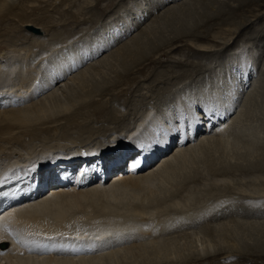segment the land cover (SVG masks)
Segmentation results:
<instances>
[{
    "label": "bare ground",
    "instance_id": "obj_1",
    "mask_svg": "<svg viewBox=\"0 0 264 264\" xmlns=\"http://www.w3.org/2000/svg\"><path fill=\"white\" fill-rule=\"evenodd\" d=\"M177 1L178 0L172 1V3ZM28 2L30 1L28 0ZM15 3L16 2L14 0H0V20L4 21L6 19L5 21H9L11 18H18L20 21L18 23L20 24L22 22L24 24L22 25L24 28L20 25L22 28L21 32L27 31V27L33 26L34 28L42 27L41 29L44 31L45 36L49 34V31H55L56 33V30H58L57 28L55 29L54 26L44 24L46 18L41 17L43 12H41L42 15L38 16V18H32L33 14H28L25 10L18 12V9L15 8ZM156 3L153 2L151 4H147L148 6L146 9L148 12H146V10H144L145 12L142 10V12H139L140 14L137 17H134V20L130 22L127 19L128 14L123 16L122 18L125 19L123 24L125 25H123L124 27L120 29L121 31L118 29L117 33L109 31L107 35L105 31L106 34H101L103 36L101 39L97 38L94 40L93 38L90 40H83L81 44H79L78 41L75 46H73L72 43L67 45L65 42L62 44L63 47L61 49L59 48V51L57 52H51L54 51V47L52 45L56 44V42L54 43L53 40L47 42V38L43 39L44 37H39L38 35L35 36L37 33L31 30L29 31L34 33V35L29 32L27 34H22V38H25L23 35H28L30 36L29 39L33 40V43L30 42L31 44L27 45L29 47L22 45L25 44L24 42H26V39H23L24 42H20L22 38H19V42L21 43L19 44L17 39H14L16 37L9 35V37L7 36L8 39L5 40L8 43L3 44V46L0 44V151L5 148V145L7 144H11L14 147L20 146L18 147L19 151H15V153L17 152L19 154H13L9 156V158H5L6 160L0 157V160H4L6 163L5 165H2L3 167L5 166V170L12 168L4 175L2 172H5V170H0V175L2 174L0 177V188L6 190L9 188V192L6 195H0V199H2L0 201V264H185L187 260L190 261L189 259H186L185 255L183 256L178 253L181 258H177V260L170 257L173 254H177V246L175 245V241H172V236L175 232L177 233L184 229L185 233L186 229L190 228L199 230L198 228L204 227L207 224V221L213 223V225L216 223L217 226L209 229L207 228V230L204 229L205 235L210 242H213L214 244L210 243L206 246V248L200 252V257L214 255L213 253H216L218 250L222 251V249H226L222 252L227 255H243L242 249L244 247L241 246L249 241L246 239V241L243 240V236L240 234V231H242L241 229L260 227L257 225L258 221H250L245 218L243 219V216L240 215L242 214L240 212L242 210L239 211V209L232 206L234 197L231 198L232 200L227 199L226 201L228 202L223 203V205L227 203H230L231 205L223 206L221 204L223 200L221 203L217 201L216 204L215 201H210V204L213 203L214 205L208 204V206H206L207 203L203 202L206 207L203 206L201 208V205H199L200 208L198 209V206L194 204V207L196 206L197 210L193 209L195 210L193 211L191 209L189 211H185L187 209L185 207L187 204L183 203L185 204V206H183L186 208H184L185 210H183L181 206L177 207V205L176 208H174L173 212L174 214L178 213L177 215L170 212L171 208H167V210H169L174 217H171V214L168 212H166L168 213L166 214L167 216L164 214L165 216L162 218L160 217V214L158 219L153 216L160 208H163V206L159 205L162 199L164 201V199L168 196L178 193L182 189V186L185 187L186 184L196 182L195 180L199 174V171L197 172L199 164L201 165V163H203L208 166L210 171L214 172V174L218 177L217 178L214 175L216 180L223 181L224 179H227V177H230L231 175L226 177V174H222L223 172H220L221 169H216L218 168L216 166L218 161L223 158L221 156L222 152L226 154L234 149L233 151L238 150V154L240 155L243 153V156H253V158L248 159V162L245 163L246 165L254 166L261 162V159H256L257 156L255 157V155H257L259 144H261V140L263 139L256 134L255 136L251 135V138H245L240 129H236L234 132L233 130L231 131L232 125H236L240 119V114L237 116L235 115L236 117L233 118L232 114L235 113L237 106L239 105L241 96L239 88L242 84V78L240 81H236V85H234V87H231L232 84L230 83H222L220 85L218 82L211 88L208 86L209 88L206 87L202 90L197 88L194 90L195 92L189 91L176 100L178 103L176 106L174 105L177 109L176 112L173 108H165L156 112L154 116L159 119L161 118V122L164 124L166 130H164L166 135H162L164 132L162 133L159 128V133H162V141H157V143L150 141L154 138V133L158 132L155 130L153 131V129L151 130V127L155 124L150 123L148 124V128H150V131H148L149 133L145 132V134L138 140L139 142H123L120 147L123 148L125 146L131 150L142 147L145 153L144 156L138 154L136 160L128 163L129 167L124 169L120 167L112 169L110 167L111 163L115 165L125 158V155L122 152L116 156L113 155L109 160L111 163L107 160V157L109 156L106 153H100L99 158H95V156L81 157L77 154L78 158L82 159L77 161V177L71 178V180L63 182L64 184L61 185L56 183L60 182L62 177L70 178L69 175L71 173V166L66 164V160H64L65 163L61 162V159H63L62 157H75L74 154L76 153V150L74 151V149H71L70 145L80 143L83 147L79 149L87 147L84 144L85 141H81V139H79L82 137L78 136L75 138L72 133L65 130V124L70 125L71 123V125H74L78 123L79 125V122H77L79 118L77 116L82 109L87 111L93 108V110L100 111L103 108L102 104L90 103L93 94L104 85L103 83L98 84L97 81L95 82L90 79V77L86 74L88 69L87 67L96 65L99 57L104 55L108 56L110 54H108V48H113L114 45L111 46L113 43H116L117 45V43L123 40V38H127L128 35L131 34L132 29L137 27L139 23L143 22L144 24L145 21L147 22V18L155 11H158L157 7L159 6L157 5L159 4ZM169 3H171L170 0ZM154 7L156 8L154 9ZM170 7L172 8L171 5ZM138 9L140 8L138 7ZM45 11L49 12V10L46 9ZM164 12H166V10ZM162 20L166 22L165 18ZM20 26L18 28H20ZM105 27L109 28L108 25H105ZM8 28L10 31H14L17 26H11ZM120 33L123 34L120 36ZM54 35L55 34H53V36ZM182 35H184V33H182ZM1 36H4L2 32H0V37ZM136 37L133 38V40H135ZM102 42H104L108 48L107 51H104V53L101 54L100 52L103 49L101 51L98 50L103 47L101 46L103 45ZM106 46L104 47L105 49ZM56 47L58 50V46ZM34 48H40L39 50L41 51L37 54V58L40 57L41 59H38L40 62L36 64L37 66L33 65V61H35L33 51ZM48 53H50V55L46 56ZM98 54H100L99 57H96ZM250 54L251 53H248V55ZM252 55L254 54L252 53ZM117 56L124 58V62L126 63L130 62L127 60L129 58L131 60L135 58H145L142 47H134V44L132 46V44L130 45L128 42H126L123 46L118 47ZM256 57L257 56H255V59ZM101 59L105 60L104 58ZM87 60L90 61L86 62ZM94 60L96 61L93 62ZM83 63L86 64L84 65ZM255 64L256 62L253 61V65ZM75 67L77 68L74 69ZM72 69L74 70L72 71ZM74 71H79V73H81L80 78L78 77L79 79L77 80L81 82L82 87H79L80 91H77L76 89V91L72 90L78 95L76 96V99L69 98V102H65L64 100L62 101L60 100L61 96L59 94V88L57 87V90H55V86L57 85L54 86L53 79H57L59 76H61V78L68 75L72 76L74 75ZM49 73H51L50 76ZM17 77L20 78L15 79ZM92 82H94V86L90 88L89 86ZM72 85L74 87L73 83ZM77 87L78 86H76V88ZM38 94L40 95L36 97ZM226 94L227 96L233 94L231 96L233 100H230V97H228L227 100H222L225 98L224 95ZM68 95L70 94L67 93V97H69ZM200 96L202 98L207 96L210 103H205L203 99L201 101V98L199 99ZM56 100H60V103H56ZM194 101H197V104ZM211 102H216V105ZM217 105L220 107L219 109L217 108ZM195 106L197 108L200 107L204 111L208 110L211 115V123H207L209 121L205 120L204 125L209 124L208 127L210 128L200 126V122L202 120L199 119V116L202 118L206 117V115L204 114L202 116L199 113L198 116V109L195 108ZM168 110L170 112H168ZM93 112L95 113V111ZM220 112H224V118L222 119L220 118ZM94 113L91 115H94ZM91 115H87L88 117H86L85 120H88L87 118H90ZM112 115L116 116L115 114ZM167 115H170V118L166 121L165 117H167ZM113 116H109L110 120L116 119ZM193 117L196 118L193 119ZM231 118L233 120L229 122ZM63 122H65V124ZM169 122L173 124V126H171ZM189 122H191L190 125H184ZM49 123H54L55 125H51L50 128L48 127L42 129L44 124L47 126ZM61 123H63V126ZM175 126L178 127L175 128ZM185 126H188V129L185 128ZM87 130L88 129H86V131ZM51 131H58L56 139L60 133L61 136L58 141L59 143L63 144V141H65L70 144H63L64 146L61 147H65L64 149L55 145L50 146L48 143L53 141L52 139L55 138L52 137V139H50V136L53 135V132ZM81 132L83 133V131ZM242 138H245V141H242ZM95 140L97 141L96 138H94L93 141ZM146 140L149 142L144 143ZM36 142L39 144L35 145L34 143ZM152 142L154 145H152ZM242 142H244V144ZM41 146L46 148V151L51 148L50 150L53 151L48 152L52 154V156L46 155L41 159H39V157L31 159L32 156L28 155L27 151L31 150L34 154V152ZM94 146L96 145L94 144ZM148 146L151 147L149 148ZM107 147L111 146L108 144ZM169 147H172V151L170 152L167 150ZM164 148H167L165 151L166 153H159L161 155L157 160L159 163L161 162V164H159L160 166L158 168L154 169V166H152V152H155L158 155V150ZM107 149L109 148H106V150ZM20 150H25V152L21 153ZM261 150L264 151V149ZM161 152L164 151L161 150ZM82 153L84 154L85 152L83 151ZM146 153H149V156ZM231 157L233 156L231 155ZM243 159L246 160L244 157L242 160ZM226 161L221 160V164H223V166L225 165V167L227 165ZM147 164H151V166ZM228 164L229 166L234 165V168H241L243 165L231 162H228ZM88 166L90 172L87 174L85 169ZM229 166L228 168H230ZM15 167H17V169H15ZM114 171H117V173L112 177L114 181L112 180L113 182L110 185H107L109 182V176ZM217 172H220L221 174H217ZM43 174H45V176L39 182H37L36 179H33L37 177L39 178ZM252 175L254 176V173ZM12 178L13 180L15 179L20 182V185L17 188H10L8 185L9 182H12L8 179ZM91 179L94 184L89 182ZM233 179L234 178H232V180ZM253 179V183H256L257 180H255V178ZM46 181L51 184L48 194L40 193V195L38 194L35 196L33 192H35L37 187L38 189H41L42 185ZM212 181L215 180L213 179ZM227 183L230 182L227 181ZM219 185L220 186H215L214 184V187H223L225 184ZM189 187V185L186 186V188ZM200 187L203 188L202 186ZM192 188L194 189V186ZM50 189L51 192L49 193ZM255 190H252V192ZM190 192L193 193L194 191H191L190 189ZM238 193L239 192L236 191L235 194ZM241 193L242 192L240 191V195ZM189 196H191V194ZM13 197L14 199L12 200ZM253 197L256 198L253 199L256 200L257 205H251L252 208L262 207V204H264V195H256ZM190 199L194 200V197ZM7 200H12V205H8V207L4 208V206H1L2 202ZM176 200L178 201L177 194L172 201L175 202ZM181 200L182 199H180V201ZM257 201L262 204L257 203ZM177 208H180V210ZM135 213L142 215L141 219L143 221H141V219L136 221V218L133 217V214L135 215ZM122 216L123 219L120 218ZM255 217L257 216L255 215ZM120 219L122 221H120ZM106 220L109 224H104L102 222ZM72 221H75L74 224L69 225ZM242 221H245V223ZM224 223H227L228 225ZM248 223L250 225L246 227ZM180 234L182 233L180 232ZM229 235L233 239V244L230 245L231 247H227L225 244V242H228L226 238L230 237ZM190 238L191 237L186 238L189 239L187 241L188 243L192 239ZM252 242L258 248L259 246L262 248L261 244L264 243L262 239L257 240V242ZM1 243L5 245L1 246ZM257 244L259 245L257 246ZM254 245L252 247L249 246V248H256ZM216 248L218 250H216ZM250 251L248 253H251ZM169 254H171L169 256L170 258H166ZM188 255L189 254L186 255L187 258ZM173 256L175 257V255Z\"/></svg>",
    "mask_w": 264,
    "mask_h": 264
},
{
    "label": "rangeland",
    "instance_id": "obj_2",
    "mask_svg": "<svg viewBox=\"0 0 264 264\" xmlns=\"http://www.w3.org/2000/svg\"><path fill=\"white\" fill-rule=\"evenodd\" d=\"M14 1L16 2L15 8L18 9V12H20L21 10H25L28 14H33L32 18H38V16L42 15L41 12H43V15L41 17L46 18L44 24L45 25L49 24V26H54L55 29L56 28L58 29L56 30V33L55 31H49V34L45 36L44 31H42L41 29L42 27H39L40 30L42 31L41 34H35V36L38 35L39 37H44L43 39L49 38L48 40L46 39L47 42L51 40H53L54 43L56 42V44L52 45L54 47L53 49L54 51L51 52L59 51V48L61 49L63 47L62 44L65 42L67 45L69 43H72L73 46H75L78 41H79L78 43L81 44L83 40H90L93 38L94 40L97 38L101 39L103 37L101 34L104 33L103 35H105L107 33L108 35L109 31L117 33L118 29L119 30L122 29V27H124L123 25H125L123 24L124 23L123 21H125V19L122 18L123 16L128 14L127 19L130 22L134 20V17H137L140 14L139 12H142V10L143 11L146 10V12H148L146 9L148 6L147 4H151L153 2L155 3L157 2L159 4L157 5L159 6L157 7L158 11H155L151 16H149L147 18V22L145 21L144 24L143 22L140 21L141 23H139L137 27L132 29V32L134 34L131 32V34H129L127 38H123V40L117 43L118 46L116 45V43H113L111 45V46L114 45L113 48H108L105 45V43L102 42L103 45L101 46L103 47L100 48L98 51H101L103 49L100 52L102 54L104 53V51H107L108 48L109 50L108 54L109 53L110 54L108 56L104 55L102 57H99L100 54L96 55V57H99V60L97 58L98 60L97 64L87 67L88 69L86 71L87 72L86 74L90 77V79L95 82L97 81L98 84L103 83L104 85L100 87L101 89H98V91L93 94L90 102L91 104L92 103L102 104L103 111L102 109L100 111H97V110H93L92 108L87 110L88 111L87 112L85 109H82L79 112V114L77 112L78 114L77 117L79 118L77 122H79V125L78 123L74 125H71L70 123L69 125L63 122L66 125L64 127L65 130L72 133L75 136V138H77L78 136L82 137L79 139H81V141L82 140L85 141L84 144L85 146H87L84 147V149H79L83 147L81 146L80 143H75L70 145L71 149H74V151L76 150L75 151L76 153L74 154L75 157L77 156V154H79L78 156L81 157L94 155L95 158H99L100 153L108 154L110 151L116 152L117 147H120L123 142L126 143L139 142L138 140L145 134V132L149 133L148 131H150V128H148V124L150 123L155 124L153 126L150 125L152 126L151 130L153 129V131L154 130L158 131V129L160 128V131L164 133L162 134L161 132L159 133L158 131L157 133H154L155 139L153 138L152 140L150 139L148 140L156 143L157 141H162L163 138L161 136L166 133L165 132L166 130L164 124L161 122V118L159 119L156 116H154L156 112L163 110L165 108H173V110L176 112L177 109L175 108V106L178 104L176 100H178L180 96H183L185 93H188L189 91L195 92L194 90H196L197 88H200L202 90L208 86L211 88L214 85H216L218 82L220 83V85L222 83H226V84L230 83L232 84L231 87H234V85H236V81L238 80L240 81L242 78V84L240 85L241 87L239 88L241 94L239 105L237 106V110L235 111V113L232 114L233 115L232 118L240 114V119L238 120L236 125H232L231 131L233 130L234 132V130L240 129L245 138L246 137L251 138V135L255 136L256 134L263 139L261 140V144H259V150H257V155L254 154L255 157L257 156L256 159H261V162L254 166L246 165L245 163L248 162V159L253 158V156L251 157L243 156V153L240 155L238 154V150L233 151L234 149L226 154L222 152L221 156L223 158L221 160L224 161L227 160L226 161L227 165L226 167L225 165L223 166V164H221V160H219L216 165L218 168L216 169L219 170L221 169L220 172L221 173L223 172L222 174H226V177L231 175L230 177H227V179H224L223 181L216 180L215 179L217 177L216 174L210 171L208 166H206L203 163H201V165L199 164V168H197V172L199 171V174L197 175V179L195 180L196 182H191L193 184L189 182L191 185L186 184V186L187 185L190 186L189 188H186V186L185 187L182 186V189L178 193H176L178 201L177 200L175 202L172 201L173 198L176 197V194L172 196H168L167 198L164 199V201L162 199L159 205L163 206V208H160L153 216L156 217V219H158L159 214L161 215L160 216L161 218L170 212L174 214L173 211L174 208H176V205L177 207L181 206L183 210L187 208L188 210L186 209L185 211H189L191 209L197 210L196 206H198L197 207L198 209L200 207L202 208L203 206H205L204 203H207L206 206H208V204L214 205L213 203L210 204V201L211 202L215 201L216 204L217 201L221 203L223 200V202L221 203L223 205V203L228 202L226 201L227 199L232 200L231 198L234 197L232 206H234V208L236 209H239V211L242 210L240 211L242 213L240 215L243 216V219L245 218L246 220H250V221H258L257 225L260 226L259 228H250V229L243 228L244 231L243 229H241L243 232L240 231V234L243 236V240L249 241L246 242V244L244 243L243 246L240 245L241 247H244L243 249L241 248L243 255L241 254L227 255L222 252L223 250L226 249H222L221 251L216 248V250L218 251H216V253H213L214 255L208 257L207 256L200 257L201 255L200 252H202V250L205 249L206 246H208L210 243L211 244L213 243L210 242V240L205 235V230H207V228L209 229L217 226L216 223H214L213 225V223L207 221L206 225L204 223L205 226L201 224L204 227H199L198 228L199 230L190 228V229H186L184 233V229H183L182 231H180L182 234H180V232L177 233L175 232L174 235L172 234L173 235L172 241H175V245L177 246V254H173L175 255V257L169 254L167 255L166 258H168L171 255L170 256L171 258L177 260V258L178 259L181 258L179 257V255L181 254L183 256L185 255L186 259L190 260V261L187 260L185 264H264V249H262L264 248V243L261 244L262 248H260V246L258 248L252 242V241L257 242V240L260 239L264 241V235H263L264 234V204L257 201V203L262 204L263 206L256 208H252L251 206L256 204V200L253 199L255 197L253 196L264 195V172H263L264 155H259V154H264V151L261 150L264 149L262 148L264 147V0H178L177 2L174 3H172V1H176V0H170L171 3H169V0H161V1L160 0H32V1L29 0L30 2H28V0H14ZM170 5L172 6V8L170 7ZM138 7L140 9H138ZM155 8L156 7H154V9ZM45 9L49 10V12L48 11L46 12ZM165 10L166 12H164ZM164 18L166 22L162 20ZM5 20L4 21L0 20V32L4 34L3 37L2 36L0 37V44L2 46L3 44L8 43L5 40H7L9 36L16 37L14 39H17V42L19 44H21L20 42H24L23 39H26L25 40L26 42H24L25 44H22L24 46L26 45V47H29L27 45L33 43V40L29 39L30 36L28 35H23V37L25 36V38H22V34L25 33L27 34L28 32L34 35V33L29 31L30 30L29 27H27L28 29L27 31L21 32L22 29L21 26L24 24L22 22L19 24L18 22L20 21L18 20V18L16 19L11 18V20L9 21H5ZM114 23H116L117 25ZM105 25H108L109 28L105 27ZM11 26H15V27L17 26V28L14 31H10L8 27ZM19 26L20 28H18ZM182 33H184V35H182ZM53 34L55 35L53 36ZM122 34L123 33H120V36ZM135 37L136 39L133 40V38ZM19 38H22L21 41ZM124 42L125 43L128 42L130 45L132 44V46L134 44V47L137 48L142 47L145 58H141V59L135 58L132 60L129 58L127 60L130 62L128 63L124 62V58H120L119 56H117V49L118 47L123 46L125 44ZM104 45L106 46V49L104 48L105 47ZM56 46H58V50ZM43 48H47V47H43ZM34 49L38 51L36 52ZM34 49L33 51H34L35 61H33V65L37 66L36 64H38L40 62L39 60H41L40 57L37 58V54H39V52L41 51L39 50L40 48H34ZM50 53H48V55L46 56H49ZM248 53L251 54L248 55ZM252 53L254 55H252ZM255 56H257L256 59L258 58L257 61L255 59ZM101 58H104L105 60ZM89 61L90 60H87L86 62ZM95 61L96 60H94L93 62ZM253 61L256 62L255 65H253ZM95 66L98 68H96ZM76 68L77 67H75L74 69ZM74 69H72V71ZM51 73H49V76L51 75ZM78 73L79 71L78 72L74 71L73 73L74 75L72 76L74 77L76 76L75 78L72 77L71 75H68L69 77L65 76L61 78V76H59L57 79H53L54 86L57 85L55 86V90H57L56 89L57 87L59 88V94L61 96L60 97L61 99L59 98L60 100L69 102V98L76 99V96L78 95L73 91L76 90L80 91L79 89L82 87L81 82L77 80L81 76V73L79 74ZM19 78L20 77H17L15 79H19ZM72 83L74 84V87ZM75 85L78 87L76 88ZM93 86H94V82L90 83L89 87L91 88ZM66 92L70 94L68 95L69 97H67ZM39 95L40 94L36 95V97ZM232 95L227 96L226 94L224 95L225 98L222 100L225 99L227 100L228 97L231 98V99L229 98L230 100H233V98L231 97ZM199 99L201 101L203 99L205 103H210L207 96L203 98L200 96ZM60 100L59 101L56 100V103H60ZM194 102H196L197 104V101ZM213 104L216 105V102ZM54 105L56 106L55 103ZM195 108L197 107L195 106ZM217 108L219 109L220 107L218 106ZM197 109H198L197 115L200 113L203 116L204 114L207 113L209 116L207 118L206 117L201 118L198 115L199 119L202 120L200 122L201 124L200 126L205 128L206 127L210 128L208 127L209 124L204 125L205 120L209 121L207 123H211L210 122L211 115L208 112V110L204 111L200 107H198ZM93 111H95V113ZM168 112L170 111L168 110ZM93 113L94 115H91ZM112 114H115L116 116H113ZM220 114L223 116L224 112L222 113L220 112ZM87 115L88 116L91 115V117L87 118L88 120H85V118L88 117ZM110 115L115 117L116 119L112 118L113 120H110L109 118ZM221 115L220 118L221 119L224 118V116L222 117ZM169 118L170 115H167V117H165L166 121ZM232 118L229 122L233 120ZM63 123H61L62 126ZM169 124L171 123L169 122ZM190 124L191 122L184 125H190ZM51 125H55V124L49 123L47 124V126L44 124L42 129L48 127L50 128ZM171 126H173V124H171ZM176 127L178 126H175V128ZM185 128L188 129V126H185ZM86 129H88L89 131L88 130L86 131ZM81 131H83V133ZM57 133L58 131L53 132V135L50 136V139H52V137L55 138H53L52 139L53 141H51L48 144H50V146L55 145L57 147L62 148L61 146H64L63 144H65L66 142L63 141L64 142L63 144L59 143L58 141L60 140L59 138L61 135L59 133V136L56 139ZM94 138H96L97 141L96 140L93 141ZM245 138H242L241 140L245 141ZM146 142L149 141L146 140L144 143ZM153 142L152 145H154ZM242 143L244 144V142ZM34 144L36 145L39 143L36 142ZM66 144H70V143H66ZM94 144L96 146H94ZM108 144L111 147H107ZM5 146L6 147L0 151V157L2 159L9 158V156L13 154H19L17 152L15 153V151H19L18 147L20 146L14 147L11 144L10 145L7 144ZM41 147H39L38 150L34 152V154L32 153L31 150H28L27 154L32 156L31 159L36 157L37 158L39 157V159H41L44 158L46 155L52 156V154L48 152L51 151L50 150L51 148H49L48 151H46L47 150L46 148H43V146ZM64 148L65 147H63L62 149ZM106 148L109 149L106 150ZM123 149L131 150L129 148H126L125 146L123 147ZM167 150L168 152L172 151V147H169ZM81 151L82 152L84 151L85 153L83 154ZM22 152L24 153L25 150L21 151V153ZM130 152L137 154V151L131 150ZM142 152L144 151L142 150ZM146 154L149 156V153ZM231 155L233 157H231ZM243 157L246 158V160L244 159L242 160ZM228 162L240 163L243 164L244 166L242 165L241 168H234V165L229 166ZM5 164L6 163L4 160H0V170L3 171L5 170V166L4 167L2 166ZM76 164L77 161L73 163V166ZM159 164H161V162L159 163V161H155L154 163H152V166H154V169H156L160 166ZM126 165L127 167H129L128 162ZM126 165H124L122 168L123 169L126 168ZM228 166L232 168L230 169L228 168ZM10 169L5 170V172H2V174L4 175ZM15 169H17V167H15ZM220 172H217V174H221ZM253 173L254 176L257 175L256 177L259 179V181L256 177L252 175ZM2 174L0 175V177L2 176ZM114 174L115 173H112L110 175L111 177L109 176L108 179L109 182L107 185H110L114 181V179L112 178ZM77 175L78 173H76V168H73L72 172L70 173V178H73L74 176ZM214 175L216 177H214ZM232 178L234 179L232 180ZM253 178H255V180H257L258 182L256 181V183L255 182L253 183L254 180ZM213 179L215 181H212ZM227 181L230 183H227ZM92 182L93 181H91V184H94ZM214 184L215 186H220L219 184L222 185L225 184V185H223V187H219L221 188L219 189L218 187L217 188L214 187ZM193 186L194 189L192 188ZM200 186H202L203 188H201ZM253 186H255L257 189ZM239 188L240 191L242 192L241 195ZM190 189L191 191L193 190L194 192L193 193L190 192ZM252 190H255L253 191L254 193L252 192ZM236 191L239 192L238 193L239 195L235 194ZM50 192L51 191H49V193ZM46 194H48V191ZM190 194L191 196H189ZM185 196L186 198L188 197L187 198L188 201L186 200ZM193 197L194 200H191L190 198ZM179 198L182 200L180 201ZM183 203H186L187 206H185V204ZM194 204L196 205L195 207ZM199 205L201 206L199 207ZM226 205H231V204L227 203L224 204L223 206ZM183 206H185L186 208ZM167 208L168 209L171 208L172 211L170 209L169 212ZM177 209L180 210V208ZM259 214L260 216L261 215L262 216L260 217ZM174 215L171 214V217L172 216L174 217ZM255 215L257 217H255ZM133 217L136 218V221H139L142 218V215L135 213V215L133 214ZM120 218L123 219V216ZM121 219L120 221H122ZM141 221L143 220L141 219ZM74 222L75 221H72V223H70L69 225L74 224ZM102 222L104 224L105 223L109 224L107 220ZM242 222L245 223V221ZM249 223L246 225V227L250 225ZM187 237L192 238V239L190 238L191 241L189 243L187 242L189 240L186 239ZM231 239H232L231 236L226 238V240L228 241L225 242L227 247L233 244V239L232 240ZM247 243L250 245H248ZM259 244H257V246ZM253 245L258 249L249 248V246L252 247ZM261 249L262 251L260 252ZM249 251L251 253H248ZM187 254H189L188 258L186 256Z\"/></svg>",
    "mask_w": 264,
    "mask_h": 264
},
{
    "label": "water",
    "instance_id": "obj_3",
    "mask_svg": "<svg viewBox=\"0 0 264 264\" xmlns=\"http://www.w3.org/2000/svg\"><path fill=\"white\" fill-rule=\"evenodd\" d=\"M29 29H30L31 31L37 33V34H39V33L41 34V31H40V29H38V28H34L33 26H29Z\"/></svg>",
    "mask_w": 264,
    "mask_h": 264
},
{
    "label": "snow or ice",
    "instance_id": "obj_4",
    "mask_svg": "<svg viewBox=\"0 0 264 264\" xmlns=\"http://www.w3.org/2000/svg\"><path fill=\"white\" fill-rule=\"evenodd\" d=\"M196 117H193V119H195Z\"/></svg>",
    "mask_w": 264,
    "mask_h": 264
}]
</instances>
